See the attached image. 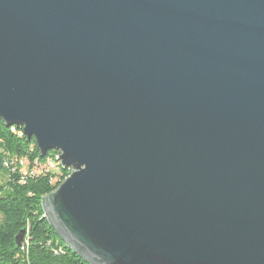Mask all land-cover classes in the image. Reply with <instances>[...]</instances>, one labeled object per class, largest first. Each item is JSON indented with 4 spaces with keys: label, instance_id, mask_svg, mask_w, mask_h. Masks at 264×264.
<instances>
[{
    "label": "water",
    "instance_id": "95a60500",
    "mask_svg": "<svg viewBox=\"0 0 264 264\" xmlns=\"http://www.w3.org/2000/svg\"><path fill=\"white\" fill-rule=\"evenodd\" d=\"M0 117L88 264H264V0H0Z\"/></svg>",
    "mask_w": 264,
    "mask_h": 264
},
{
    "label": "trees",
    "instance_id": "16d2710c",
    "mask_svg": "<svg viewBox=\"0 0 264 264\" xmlns=\"http://www.w3.org/2000/svg\"><path fill=\"white\" fill-rule=\"evenodd\" d=\"M58 155L52 149L43 156L23 126H8L0 117V173L6 177L0 185V264H88L44 217L42 198L71 172Z\"/></svg>",
    "mask_w": 264,
    "mask_h": 264
},
{
    "label": "rangeland",
    "instance_id": "374dc122",
    "mask_svg": "<svg viewBox=\"0 0 264 264\" xmlns=\"http://www.w3.org/2000/svg\"><path fill=\"white\" fill-rule=\"evenodd\" d=\"M0 185H6V177L0 173Z\"/></svg>",
    "mask_w": 264,
    "mask_h": 264
},
{
    "label": "built area",
    "instance_id": "2783aa9c",
    "mask_svg": "<svg viewBox=\"0 0 264 264\" xmlns=\"http://www.w3.org/2000/svg\"><path fill=\"white\" fill-rule=\"evenodd\" d=\"M21 164H23V163H21ZM51 167H53V165H51Z\"/></svg>",
    "mask_w": 264,
    "mask_h": 264
}]
</instances>
